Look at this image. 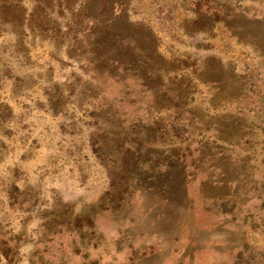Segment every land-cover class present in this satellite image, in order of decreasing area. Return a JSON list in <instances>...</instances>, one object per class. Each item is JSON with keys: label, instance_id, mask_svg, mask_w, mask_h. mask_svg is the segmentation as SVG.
Wrapping results in <instances>:
<instances>
[{"label": "rangeland", "instance_id": "rangeland-1", "mask_svg": "<svg viewBox=\"0 0 264 264\" xmlns=\"http://www.w3.org/2000/svg\"><path fill=\"white\" fill-rule=\"evenodd\" d=\"M220 1L198 22L190 0H116L107 18L95 0H0V264H264V0ZM127 30L166 60L142 127L131 65L106 66L136 59ZM149 148L145 168L164 171L161 150L180 167L112 208Z\"/></svg>", "mask_w": 264, "mask_h": 264}, {"label": "trees", "instance_id": "trees-1", "mask_svg": "<svg viewBox=\"0 0 264 264\" xmlns=\"http://www.w3.org/2000/svg\"><path fill=\"white\" fill-rule=\"evenodd\" d=\"M42 1V0H40ZM49 3L50 0H45ZM96 3L95 6H99L101 8V13H103L104 18H107V15L109 11L112 9V4L116 2V0H95ZM192 7H194V10L197 14V20L199 22V19L201 21L202 19H206L207 13L211 12L213 14L214 20L219 21L220 20V13L221 9L223 7V3L220 0H190ZM88 8H91L89 13V19H91L92 14H94L93 11V5L86 4ZM103 11V12H102ZM200 17V18H199ZM95 28L96 30L98 28V22L99 19L95 20ZM107 23V21H106ZM105 35L101 39H96L95 42H91L90 44H87V47L90 49L89 51L91 54H97L98 52H105L107 53L109 51V44H107V41L110 36L114 34V32L111 34V30L104 29ZM123 40L124 42L130 43V45H127L124 47L121 51H125L126 54L130 52L137 51L136 59H133L132 63H129V61L126 60H120V56L116 57H108V63L106 66L108 67L107 71L109 73H113L115 70H120L122 72H125L131 65V70L133 71L132 77L135 78L134 84L131 88L130 95L132 98V103H134L136 108V115L132 116V122H134L133 126H137V124L140 123V126H145L146 123L142 125V117L139 116V111L141 106L143 107L144 102H146L147 105H151V100L144 101L142 99V96L150 95L155 98L163 97L168 93V85L163 84L162 76L157 71V69L161 66L162 63L166 62L165 59H159L156 53L153 51L152 45L148 42H144L142 44H139L134 36L131 35V32L127 30L125 35L117 34L115 36V39H117L120 42ZM113 44V42H112ZM119 45V44H118ZM139 52V53H138ZM120 53V52H119ZM142 54L140 57L139 55ZM119 65V67H117ZM135 68L137 70H135ZM139 68L141 71H139ZM110 69V70H109ZM112 69V70H111ZM121 84H125L124 76H120L119 79ZM134 99V100H133ZM107 107H110V105H107ZM106 107V108H107ZM109 108L106 109L104 112V115L108 113ZM142 111V110H141ZM144 111V109H143ZM113 112L117 115V110H113ZM102 145V144H100ZM102 147V148H101ZM100 150H104L103 145L100 146ZM150 148L146 150V155L144 156H137L134 160H136V163H130L129 160H126L125 165V171L124 174L120 180V185L118 183L119 189L113 191L110 193L112 194L113 199V206L114 209L117 207L118 202H122L127 199V194L131 193V196L133 197L137 186L140 184L147 183V181H151L154 178L161 179L162 177H167V175L172 174L175 169H178L180 167V163L182 162L183 155L174 154V153H167L166 150H161L159 152V156L161 155L162 161L161 164L164 166V171H159L160 168L158 166L153 165L149 168H145L147 163H150L152 161L151 157L156 155V153L150 152ZM150 157V159H145V157ZM122 159L124 160V156L120 157L118 160L122 162ZM133 160V161H134ZM158 165V164H157ZM132 191V192H131ZM130 200V197L128 198Z\"/></svg>", "mask_w": 264, "mask_h": 264}]
</instances>
